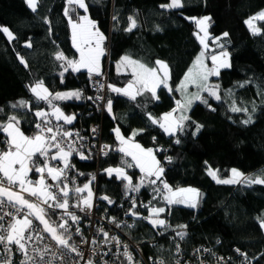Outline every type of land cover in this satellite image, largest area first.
<instances>
[{"label":"trees","instance_id":"1","mask_svg":"<svg viewBox=\"0 0 264 264\" xmlns=\"http://www.w3.org/2000/svg\"><path fill=\"white\" fill-rule=\"evenodd\" d=\"M167 2L86 0L89 6L86 14L96 22L106 37L105 47H109L110 84L122 86L131 79L130 73L113 72V64L125 55L149 67H153L157 60L164 61L171 73L169 85L172 92L158 89V100L145 93L131 101L108 90L106 101L112 100V114L106 111L101 116L95 112L94 101L88 99L91 92L87 72L69 70L64 73L61 83L64 62L55 59L56 53L62 52L68 59L77 55L71 43L68 18L64 16L65 0H39L36 12L27 6L25 0H0V27H7L15 36L9 41L6 34L0 32V108L3 109L0 122L6 121L9 115H17L25 134L36 132L35 124L40 119L35 116V111L46 103L37 101L29 86L39 81H43L52 93L81 90L85 96L83 103L76 99L58 103L63 112L76 115L73 126L85 130L90 123L102 121L103 140L112 145L116 144L113 133L116 126L126 137L133 130L143 129L134 138L136 141L153 149L163 144L172 156L171 163L164 166L162 176L169 186H191L202 194L195 209L165 205V212L160 214L174 227L187 226L188 231L180 242L188 256L193 248L206 246L224 257L230 256L232 260L228 264H264V233L259 223L264 219V184H218L206 171L210 165L219 170V177L223 179L230 176L233 168L252 178L264 176V21H257V26L262 29L258 35H253L244 23L264 11V0H184L182 9L166 11L160 5ZM84 13L79 9L72 16L76 18ZM130 16L135 18L137 27L128 32L124 29L128 27ZM201 16L212 18L209 28L212 37H219L224 32L229 34L220 40L223 49L209 40L211 47L207 56L226 50L231 66L220 70V75L211 79L212 85H219L221 97L220 100L210 98L214 110L196 102L189 111L191 119L186 122L184 131L167 137L162 129L151 123L146 113L159 118L174 108L179 97L176 86L201 52L194 35L197 28L190 19ZM27 43L31 47H27ZM20 58L27 67L21 64ZM208 59L205 58L209 64ZM241 84L244 87H240ZM145 98L150 102L146 113L138 108ZM20 100L28 102V107L13 109L11 105ZM233 101L238 107L247 108L248 112L230 111ZM249 115L252 122L242 123ZM195 124L202 125V128L193 136ZM4 138L0 132V141ZM177 139L180 143L175 142ZM4 147L0 143V149ZM72 161L77 166L73 171L80 170L82 176L95 168L92 157L87 161L75 157L71 158ZM127 164L128 161L117 152L101 160L97 186L101 210L112 214L117 209L116 203L127 192L123 180L106 175L104 170L108 166H121L130 173L132 180H136L138 174ZM104 196L112 203L101 199ZM150 225L149 222L136 223L137 229L133 228L128 234L139 242L151 241L154 232ZM162 244L171 250L168 238ZM143 249L163 258L166 263L171 262L165 248L144 246Z\"/></svg>","mask_w":264,"mask_h":264},{"label":"snow or ice","instance_id":"2","mask_svg":"<svg viewBox=\"0 0 264 264\" xmlns=\"http://www.w3.org/2000/svg\"><path fill=\"white\" fill-rule=\"evenodd\" d=\"M25 2L33 12H36L39 0H25ZM88 7L86 0H65L64 16L68 18V23L72 30V45L79 53V59H68L62 52L56 53L55 59L64 62L61 65L63 68L60 73L61 83H63L64 73L69 70L80 72L81 69H85L90 81L93 76L102 75L100 58L105 55L103 43L106 37L100 32L96 22L90 19L88 15H81L76 20L72 16V13L77 12L79 9L87 13ZM160 7L165 10L182 9L184 0H168L167 3L161 4ZM113 19L115 20L116 17L114 16ZM186 19L188 18L186 17ZM190 19L196 25L197 31L194 35L201 45V52L193 60L180 84L176 86L175 91L181 93V98L176 100L175 108L164 113L159 118L148 114V119L151 123L157 125L169 136H175L177 132L184 131L186 122L191 119L187 113L193 104L199 102L211 108L208 99L202 93H207V97L220 100L219 85L210 84L209 77L219 76L221 68L231 66L229 53L226 50H222L219 54L211 55V67L204 62L209 49L208 41L211 40L213 44L223 49L224 45L220 43V40L226 38L229 34L224 32L220 37H212L209 33L212 21L210 16L192 17ZM128 20V27L124 30L131 32L137 27V22L131 16ZM257 21H264V11L244 21L253 35L261 34L262 31L261 27L257 26ZM45 23H48L47 19H45ZM0 32L6 34L9 41L15 39V36L7 27H0ZM26 46L31 47V44L27 43ZM20 62L27 67L23 58H20ZM155 64L156 67H149L130 56H122L120 61L117 62V71L119 73L123 69L124 72H130L132 79L123 88L108 84V90L127 96L131 100H136L138 96H143L145 93H150L153 100H158V89H167L172 92V88L169 85L171 73L168 64L164 61L157 60ZM93 84L98 90L104 87L103 84H97L95 81H93ZM189 86L195 87L197 91L189 92ZM239 86L244 87V84ZM29 90L37 101L46 102L51 112L44 110L35 112V116L41 120V123L36 124L38 131L34 136H28L21 130V120L17 115H9L6 121L0 122V132L5 137L3 141H0V143L5 145L3 149H0V211H3V215H0V245L3 246L5 253V257L0 260V264H13L12 256L14 251L19 252L23 256L19 264H43L44 255L50 250L49 245H45L42 249H33L36 255L40 257L39 262L28 251L29 241H41L44 239V236L41 235L42 232L50 236L57 248L77 252L76 247L69 244L71 233H69L68 220L64 219V217L69 218L73 224H78L80 220L78 215L69 210L70 193L87 192V197L81 198L77 196L78 203L71 205V207L79 208L81 212H86L93 207L91 181L88 184H84L82 188H71L69 182V170L73 167L70 158L73 154H78L80 159L85 160L90 158L91 153L85 156L82 151H79L76 147L79 141L70 139L73 135L79 136V133L64 130L59 123L62 120L64 124L70 125L75 120V115H66L53 103L55 100H81L84 98L83 92L77 89L53 94L44 85L43 81L29 86ZM88 99L91 100L93 98L88 97ZM102 99L103 97L101 96L95 97L97 101ZM11 107L13 109L25 108L28 107V102L20 100L12 104ZM105 107L111 114V99H108ZM230 111L247 113L248 109L238 107L236 102L233 101ZM253 111H255V108H253ZM0 112H3L2 108H0ZM49 117H54L57 124L52 125ZM251 122V115L242 121L244 124ZM201 128L202 125L195 124L193 136ZM92 131L96 132V129L93 128ZM113 131L120 145L117 150L123 153L125 157L131 156L132 160L135 161V166L140 169L143 175L140 183L133 185L132 179L126 174L124 168L116 167L105 169V172L110 177L115 174L116 179L126 182V191L132 192H139L140 188L144 186L145 180H147L149 184L157 185L154 188V192L161 194L168 205L183 204L193 209L198 207L202 194L195 188L173 189L170 187L166 181L162 180L165 169L154 155L153 149H145L140 144L133 142L134 138L144 131L143 129L133 130L127 138L121 133L119 127L113 129ZM153 139L155 140V137ZM80 140H83V137H80ZM175 142L180 143L179 139ZM108 148V145H104L101 148L104 155L108 154L105 151ZM53 149H55L54 152ZM157 151H161V149H157ZM167 159L171 163V157ZM52 161H59L63 166H53ZM123 163L127 162L124 161ZM127 166L132 167L133 165L127 164ZM206 171L218 184H264V176L252 178L245 176L235 168L231 169V176L227 179L220 178L219 170L213 169L210 165ZM32 172L38 174V179L32 180L30 178L29 174ZM153 177L154 179H152ZM49 180L51 183L48 182ZM158 182L159 185H162V188L158 185ZM71 183L74 184L75 181L73 180ZM101 199L107 200L109 204L112 203L107 196L101 197ZM133 207H135V201H133ZM6 208L9 210L4 211ZM57 209L63 210L59 223L51 219V214H55ZM164 212L165 208L150 207L149 216L147 217L148 222L154 228L157 226L165 227L166 221L159 219V215ZM133 214L135 215V213ZM5 217L11 218L7 224H5ZM110 223H116V221L112 220ZM259 223L260 227L264 229V219H261ZM40 225L43 227L41 228ZM116 226L120 227V224L116 223ZM128 227H132V225H128ZM179 227L184 228L186 226L181 225ZM99 231L104 235L106 241H115L117 246H119L120 241L115 236L109 238L108 233L103 229H99ZM75 232L79 235L80 228L77 227ZM177 235L183 239L186 233L181 231ZM12 245H15V249L11 247ZM177 250H179V245H177ZM237 251L239 252L238 249ZM241 254L243 255V253ZM77 255H81V253L77 252ZM123 255L131 264L133 258L128 251L127 245H124ZM52 256H56L55 251L52 252ZM47 264H51V261L49 260ZM89 264H92V262L89 261ZM159 264H163V261H160Z\"/></svg>","mask_w":264,"mask_h":264},{"label":"built area","instance_id":"3","mask_svg":"<svg viewBox=\"0 0 264 264\" xmlns=\"http://www.w3.org/2000/svg\"><path fill=\"white\" fill-rule=\"evenodd\" d=\"M105 52L107 53V56L102 62V75L93 76L92 80L90 81L87 74L88 88L91 92V97L93 98L92 100L96 105L95 112L101 116H103L106 112L105 106L107 104L106 96L108 92L107 85L109 84L108 45L105 47ZM93 81L97 82V84H103L104 87L98 90V88L94 86ZM97 96H101L103 99L97 101L95 100V97ZM84 99L85 97L83 100ZM200 105L202 107H206V105L202 103H200ZM38 123H41V120L36 122V124ZM36 124L35 129L37 130ZM56 124V122L52 123V125ZM93 128L96 129V132L92 131ZM63 129L71 131L72 133H79V136L73 135L70 139L73 141H79L76 144V147L79 149V151H82L84 155L87 156L89 153H91L90 157L94 158L95 160V168L88 171L84 176H82L79 171H73V167L69 170V182L71 188H82L84 184H88L89 181H91L90 188L93 192V207L86 212H81L79 208L71 207V205L78 203L77 196H80L81 198L87 197V192L85 191L79 194L70 193L69 210L78 215L80 220L78 224H73L69 218L64 217V219L68 220L69 233H71L69 244L74 245L77 249V252L81 253V255H77V252H70L68 249L57 248L55 242L51 240L50 236L47 235V233L42 232L41 235L44 236L43 240H32L28 242L29 254L34 256L38 262L40 261V257L36 255L33 249H42L45 245H49L50 250L44 255L43 264H47L49 260L51 261V264H89V261H91L92 264H129V261L123 255L124 245L128 246V251L132 255L133 259L131 264H159L160 261H163V264H228L232 260L230 256L224 257L221 254L213 252L212 249H209L206 246L193 248L188 256L185 253L183 246H181L178 242H175L174 248L169 250L162 243H157L156 240L139 242L132 239V237L128 234V231L132 230L133 228L137 229L136 219H141L148 222L147 217L149 216V208H161L164 204L163 196L154 192V188L157 185H151L147 180H145L144 186L141 187L145 191L144 194H141L140 192H132L125 195L123 197V201H121L118 205V210L112 214H110L108 210H101V205L97 199V186L100 178V160L108 157L112 152H118V146L116 144L112 145L103 140L101 122H92L85 130H80L77 127H63ZM80 137H83V140H80ZM81 145H83V147H81ZM104 145L109 146V148L105 150L108 153L107 155H104L101 151V148ZM154 149H161V151L158 152L161 158L160 162L162 166L164 163H168V157H171L172 161V156L167 153V149L163 144ZM78 156V154L74 153L71 158ZM52 165L60 167V164L57 161H54ZM93 177H95V179H93ZM141 177L142 174H139L138 179L141 180ZM84 179L86 180L85 182H83ZM73 180L75 181L74 184L71 183ZM162 180L165 181L163 178ZM48 182L51 183L50 180ZM159 186L162 188V185ZM133 201H135V207H133ZM7 210L9 209H4V211ZM133 213H135V215ZM62 214L63 210L57 209L55 210V214H51V219L59 223ZM0 215H3V211H0ZM10 219V217H5V224H7ZM112 220H115L116 223H119L120 227H117L116 223H110ZM36 223L38 224V222ZM128 225H132V227H128ZM77 227L80 228L79 235L75 232ZM99 229H103L105 232H107L109 238L115 236L120 241L119 246H117L115 241H106L104 235L99 231ZM187 230V226L181 228L174 227L171 224L166 223V226L163 227V235H165L169 240H174L179 236L177 235L178 232H186ZM93 241H95V243H93ZM177 245H179V250H177ZM144 246H147L151 249L157 247L160 249L165 248V253H167V256L170 255L171 262L166 263L163 258H159L158 256L156 257L154 254L146 252L143 249ZM11 247L15 249V245H12ZM53 251L56 252L55 257L52 256ZM61 253H63V255H61ZM4 257V249L3 246L0 245V260H3ZM21 259H23V256L19 252L14 251L12 256L13 264H19Z\"/></svg>","mask_w":264,"mask_h":264},{"label":"crops","instance_id":"4","mask_svg":"<svg viewBox=\"0 0 264 264\" xmlns=\"http://www.w3.org/2000/svg\"><path fill=\"white\" fill-rule=\"evenodd\" d=\"M82 10V9H81ZM167 11V10H166ZM86 13H84V14H81V15H85ZM80 15V16H81ZM79 17V16H78ZM78 17H76V18H73L74 20H76V19H78ZM69 30H70V38H71V43H72V30H71V28H70V26H69ZM222 36V35H221ZM220 37V36H219ZM199 42V41H198ZM211 43H212V41H211ZM200 44V43H199ZM214 46H217L216 44H213ZM201 46V45H200ZM210 45H209V49H210ZM76 50V49H75ZM77 52V51H76ZM210 57H211V55L208 57L207 56V54H206V60H207V58H209L208 59V62H209V64L207 63V61L206 60H204V62L209 66V67H211L212 66V61H211V59H210ZM79 59V55H78V53H77V55H76V58H74L73 60H78ZM118 61H120V59H118L114 64H113V72L114 73H116V74H122V73H130V72H124L123 71V69L118 73V71H117V62ZM100 63H102V58H101V60H100ZM153 67H156V64H154V66ZM81 71H85V72H87L85 69H81ZM214 76H211V77H209V83L210 84H212L211 83V79L213 78ZM131 79H132V77H131ZM130 79V80H131ZM129 80V81H130ZM128 81V82H129ZM128 82H126L124 85H122V86H117V85H114V84H111V85H114V86H116V87H120V88H123ZM50 91V90H49ZM67 91H70V90H64V91H60V92H67ZM51 92V91H50ZM192 92V91H191ZM32 93V92H31ZM113 94H115V95H119V96H122V97H125V98H127V99H129L127 96H124V95H120V94H117V93H114V92H112ZM179 93V92H178ZM54 94V93H53ZM149 96L151 95L150 93H147ZM33 95V94H32ZM139 98V96L136 98V100ZM181 98V93H179V97L176 99V100H179ZM129 100H131V99H129ZM60 101H66V100H55V101H53V103L56 105V106H58L59 107V105H58V103L60 102ZM131 101H135V100H131ZM44 102V101H43ZM44 103H46V102H44ZM149 100L147 99V98H145V100L142 102V105H141V103H139V109L141 110V111H143L144 113H146L147 112V105H149ZM176 107V101H175V106H174V108ZM60 108V107H59ZM61 109V108H60ZM38 110H44V111H46V112H51V109L48 107V104L46 103V105H44L42 108H40V109H38ZM37 111V110H36ZM35 111V112H36ZM62 111V110H61ZM107 111V110H106ZM171 111V110H170ZM190 111V110H189ZM189 111H188V113L187 114H189ZM63 112V111H62ZM169 112V111H168ZM65 113V112H64ZM165 113H167V112H165ZM66 115H75L74 113H65ZM107 114H109V115H111L108 111H107ZM148 114L149 113H146V115L148 116ZM164 114V113H163ZM162 114V115H163ZM177 115H178V113H177ZM75 117H76V115H75ZM49 119L51 120V124L52 123H54V122H56L57 123V121L54 119V117H49ZM76 121V118H75V120L73 121V123L72 124H70V125H73L74 124V122ZM63 127H72V126H70L69 124H64L63 123V121L61 120L60 122H59ZM118 126H116L115 128H117ZM114 128V129H115ZM121 130V129H120ZM163 131V130H162ZM37 133V131L36 132H34V133H32V134H29L28 136H34L35 134ZM113 133H114V131H113ZM122 133V132H121ZM165 134V133H164ZM27 135V134H26ZM166 135V134H165ZM167 137H169V135H166ZM126 137V136H125ZM114 138H115V140H116V145L118 146V148H119V142L117 141V139H116V136H115V133H114ZM127 138V137H126ZM134 143H138V144H140L141 145V143L140 142H138V141H136L135 139H134V141H133ZM141 146H143V145H141ZM144 147V146H143ZM55 151V149H53V152ZM117 153H119L123 158H124V160H127L128 161V163L129 164H132L133 166H132V169L134 170V171H136V173L137 174H142L141 172H140V169L138 168V167H136L135 166V161H133L132 160V158H131V156H128V157H125L124 156V154L123 153H121V152H117ZM85 156H87V155H85ZM77 159L79 160V161H87L88 159H85V160H82V159H80V157L78 156L77 157ZM54 161H52L51 163H53ZM57 162H59V161H57ZM70 162H71V158H70ZM59 164H60V167H62L63 165L59 162ZM71 164L73 165V167H74V169H76L77 168V166H76V162L75 161H72L71 162ZM78 171H80V170H78ZM104 172H105V170H104ZM106 173V172H105ZM30 175V178L32 179V180H36V179H38V174L37 173H35V172H32V173H30L29 174ZM106 175H108L107 173H106ZM114 175V174H113ZM115 176V175H114ZM135 181V182H134ZM133 182H134V184H138V183H140V180L137 178L136 180H133Z\"/></svg>","mask_w":264,"mask_h":264},{"label":"bare ground","instance_id":"5","mask_svg":"<svg viewBox=\"0 0 264 264\" xmlns=\"http://www.w3.org/2000/svg\"><path fill=\"white\" fill-rule=\"evenodd\" d=\"M165 10V9H164ZM88 74V73H87ZM86 74V75H87ZM86 79H87V76H86ZM110 84V83H109ZM202 95L205 97V98H207L208 99V101H209V104L211 105V101H210V97H207V95H205V94H203L202 93ZM83 97H85L84 96V94H83ZM81 103H83L84 102V100L83 99H81V100H79ZM199 103V102H198ZM199 105H200V103H199ZM201 106V105H200ZM204 108H209L208 106H206V107H204ZM211 110L213 111V108H212V106H211ZM101 125H102V121H101ZM70 126H72L73 128H75L76 126H73V125H70ZM64 128H69V127H64ZM37 131V130H36ZM102 136H103V134H102ZM154 151H155V153L157 154V157H158V159H159V152L157 151V149H153ZM104 159V158H103ZM103 159H101V160H103ZM101 160H100V162H101ZM160 161V160H159ZM169 163V162H168ZM167 163H164V165H163V167L166 165ZM74 168V167H73ZM139 175V174H138ZM138 175H137V178H138ZM143 175V174H142ZM154 178V177H153ZM163 178V177H162ZM164 179V178H163ZM139 192L141 193V194H144V190L142 189V188H140V190H139ZM130 193H132V191H127L126 192V194L125 195H127V194H130ZM124 195V196H125ZM123 196V197H124ZM123 197H122V199H121V201H123ZM121 201H119V202H117L116 203V208L117 209H114V212H116L117 210H118V205H119V203L121 202ZM181 206V205H180ZM185 207V206H184ZM110 212V211H109ZM144 222H146V221H143V220H141V219H136V223H144ZM149 225V224H148ZM41 227H43L42 225H41ZM150 227L153 229V232H154V234H153V236H152V240H156V242L157 243H162V241L163 240H165V239H167V237L165 236V235H163V227H153V226H151L150 225ZM188 231V230H187ZM186 231V232H187ZM185 232V233H186ZM48 235V234H47ZM180 236H178L177 238H175L174 240H169L168 239V241L170 242V245H171V247H170V249L172 250L173 248H174V244H175V242H178L181 246H183L182 245V243L180 242Z\"/></svg>","mask_w":264,"mask_h":264},{"label":"rangeland","instance_id":"6","mask_svg":"<svg viewBox=\"0 0 264 264\" xmlns=\"http://www.w3.org/2000/svg\"><path fill=\"white\" fill-rule=\"evenodd\" d=\"M28 6V5H27ZM85 15H88V14H85ZM201 17H203V16H201ZM200 17V18H201ZM91 19V18H90ZM94 21V20H93ZM2 27H5V26H2ZM201 35H202V33H201ZM103 47L105 48V45H104V43H103ZM77 51V50H76ZM221 52V51H220ZM220 52H217L216 54H219ZM78 53V52H77ZM78 55H79V53H78ZM106 56H107V53L105 52V55L104 56H102L101 58H103L102 59V62H103V60H105V58H106ZM101 58H100V60H101ZM230 61V60H229ZM230 63V62H229ZM101 66H102V63H101ZM229 68V67H228ZM223 69H225V68H221L220 70H223ZM130 75H131V73H130ZM189 92H195V91H197V89L195 88V87H193V86H189ZM137 143V142H136ZM141 147H143V146H141ZM143 148H145V147H143ZM145 149H148V148H145ZM153 152H154V155L156 156V158L158 159V157H157V154L155 153V151L153 150ZM159 160V159H158ZM116 167H121V166H108L107 168H116ZM106 168V169H107ZM124 171L126 172V174L132 179V176L130 175V173L128 172V171H126V169L124 168ZM115 175V174H114ZM109 176V175H108ZM230 176H231V174H230ZM229 176V177H230ZM228 177V178H229ZM227 179V178H226ZM125 181H124V185H125ZM132 183H133V185H135L134 184V182H133V180H132ZM173 188V187H172ZM176 188H194V187H191V186H185V187H176ZM176 188H173V189H176ZM196 189V188H195ZM198 190V189H197ZM199 191V190H198ZM200 192V191H199ZM201 199H202V195H201V197H200V200H199V204H200V201H201ZM199 204H198V206H199ZM165 205H168L165 201H164V204L162 205V207L161 208H164V206ZM176 205H181V206H185V205H183V204H176ZM186 207V206H185ZM159 219H163L164 220V218L163 217H161V216H159ZM157 227H160V226H157ZM263 230V233H264V229H262Z\"/></svg>","mask_w":264,"mask_h":264}]
</instances>
